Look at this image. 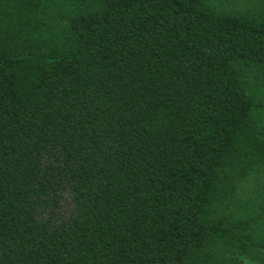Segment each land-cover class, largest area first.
<instances>
[{
	"label": "trees",
	"instance_id": "1",
	"mask_svg": "<svg viewBox=\"0 0 264 264\" xmlns=\"http://www.w3.org/2000/svg\"><path fill=\"white\" fill-rule=\"evenodd\" d=\"M0 264H264V0H0Z\"/></svg>",
	"mask_w": 264,
	"mask_h": 264
}]
</instances>
